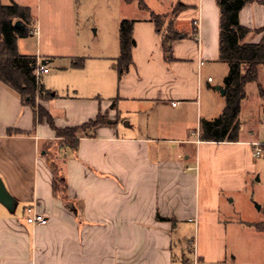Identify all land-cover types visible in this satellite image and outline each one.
Returning <instances> with one entry per match:
<instances>
[{
    "label": "crops",
    "instance_id": "crops-1",
    "mask_svg": "<svg viewBox=\"0 0 264 264\" xmlns=\"http://www.w3.org/2000/svg\"><path fill=\"white\" fill-rule=\"evenodd\" d=\"M178 2L190 6L175 18L186 36L173 42L169 60L151 15ZM145 4L128 18L135 20L136 44L123 75L113 62L119 55L104 54L87 56L86 69L73 66L74 59L59 64L71 68V91L58 94L41 81L51 92L37 105L58 127L105 117L81 132L76 149L62 145L46 120L0 81V177L15 201L13 209L0 201V264L225 263L236 258L230 239L238 228L264 235L254 222L235 220L231 209L257 169L255 134L243 137L241 129L238 141L222 142L199 137L203 85L210 88L208 68L221 61L217 0ZM239 21L262 28L244 42L260 41L264 0L247 3ZM34 55L49 68L41 77L50 75L48 62L59 56ZM142 113L144 123L125 122ZM55 170L66 184L59 194ZM30 206L48 217L46 225L27 222Z\"/></svg>",
    "mask_w": 264,
    "mask_h": 264
},
{
    "label": "rangeland",
    "instance_id": "rangeland-1",
    "mask_svg": "<svg viewBox=\"0 0 264 264\" xmlns=\"http://www.w3.org/2000/svg\"><path fill=\"white\" fill-rule=\"evenodd\" d=\"M14 1L30 7L34 18L33 24L30 25L31 33L18 38V50L21 53L36 54L41 51V54L52 53L59 56L54 62H48L51 74L40 78L47 89L58 94L71 91L73 82L71 68L62 69L59 64L65 65L63 62L70 63L72 59L79 57L83 58L86 69L89 61L87 56L119 55L120 22L140 13L138 12L140 0H1L2 4H10ZM145 1L150 4L156 2V0ZM170 12L164 14L165 25L172 16ZM116 61L113 59V62ZM208 69L214 82L211 83L210 88L205 83L203 85L202 119H208L205 118L207 111L218 109V112L212 115V119L217 117L221 112L220 108L225 104L224 94L218 86H224L228 64L220 61ZM133 116L128 117L125 122L136 119L144 123L147 119L144 113L138 114L137 117ZM263 119L264 66H261L258 81L250 82L246 86V97L242 100L240 113L242 135L248 137L250 134H255L260 144L258 149L261 155L254 156L257 169L249 181L247 191L235 194V200L231 203L232 216L235 220L244 219L251 222L264 220ZM249 231L255 230L252 228ZM249 231L238 228V234H233L230 239L236 258L219 264H264V235L257 237L249 234ZM190 234L194 235L192 232Z\"/></svg>",
    "mask_w": 264,
    "mask_h": 264
},
{
    "label": "trees",
    "instance_id": "trees-1",
    "mask_svg": "<svg viewBox=\"0 0 264 264\" xmlns=\"http://www.w3.org/2000/svg\"><path fill=\"white\" fill-rule=\"evenodd\" d=\"M255 0H217L220 9V60L228 64V73L224 77L225 104L221 113L213 119H201L199 137L204 141H238L241 134L240 113L242 100L246 97L248 83L258 81L259 69L264 66V36L258 42H244L251 32H259L262 28L252 30L239 21L240 10ZM141 8L146 6L140 0ZM189 4L178 2L171 9V18L165 25L164 14L152 12L151 20L156 25L161 44L165 52L169 53L167 59H173L172 44L175 40L183 38L186 34L175 28V18ZM21 20L24 28L15 25ZM34 18L28 6L17 2L2 4L0 0V81L18 92L23 103L30 105L38 112L39 120H46L61 139L62 145L77 148L81 132L87 131L104 120L98 115L81 125L58 127L53 116L42 106L37 105L38 97H48L50 90L41 84V76H37V56L23 54L18 50V38L31 33L30 25ZM135 20L123 19L119 25L120 53L116 58L118 75H123L132 62V49L136 44L133 35ZM83 58L73 60V66L82 67ZM113 100L112 106L114 107ZM54 192L59 194L66 190L65 179L55 170ZM159 219L169 220L159 216ZM257 230L264 231V221L254 222Z\"/></svg>",
    "mask_w": 264,
    "mask_h": 264
},
{
    "label": "built area",
    "instance_id": "built-area-1",
    "mask_svg": "<svg viewBox=\"0 0 264 264\" xmlns=\"http://www.w3.org/2000/svg\"><path fill=\"white\" fill-rule=\"evenodd\" d=\"M36 33V31H35ZM49 72V68L45 64L37 63L36 74L37 76H41L43 73ZM212 77H208V81H212ZM173 104H176L175 102ZM256 154L259 155L260 151L257 150ZM27 222L33 225H46L48 223V217L38 212L35 207L30 206L27 208ZM213 264H219L218 262H214Z\"/></svg>",
    "mask_w": 264,
    "mask_h": 264
},
{
    "label": "water",
    "instance_id": "water-1",
    "mask_svg": "<svg viewBox=\"0 0 264 264\" xmlns=\"http://www.w3.org/2000/svg\"><path fill=\"white\" fill-rule=\"evenodd\" d=\"M15 25L19 28H24L23 23L21 22V20H17L15 22ZM43 63H45V61H43ZM218 89H221V92L224 94L225 90L218 87ZM0 201L3 202L7 207H9L10 209L14 208L15 205V201L14 198L12 197V195L10 194V192L8 191V189L6 188L2 178L0 177Z\"/></svg>",
    "mask_w": 264,
    "mask_h": 264
}]
</instances>
